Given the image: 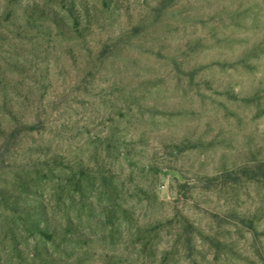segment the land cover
Listing matches in <instances>:
<instances>
[{
    "label": "rangeland",
    "instance_id": "1",
    "mask_svg": "<svg viewBox=\"0 0 264 264\" xmlns=\"http://www.w3.org/2000/svg\"><path fill=\"white\" fill-rule=\"evenodd\" d=\"M17 128L0 264H264V0H0Z\"/></svg>",
    "mask_w": 264,
    "mask_h": 264
},
{
    "label": "trees",
    "instance_id": "2",
    "mask_svg": "<svg viewBox=\"0 0 264 264\" xmlns=\"http://www.w3.org/2000/svg\"><path fill=\"white\" fill-rule=\"evenodd\" d=\"M30 125V124H29ZM34 128V126L31 124L30 129ZM20 133V130L17 129H11L9 132L5 133L6 135L2 136V144L0 145V162L4 160L6 155L9 153V151L12 149V147L15 144V139L17 135ZM242 175L240 176V179L244 177L248 181H260L264 180V160H256L253 165L251 166H244L242 167L241 170ZM234 181H238L235 178H233ZM1 201V199H0ZM13 210V209H12ZM217 215V214H215ZM23 223L28 225V227L33 228L36 230L39 234L45 237H51V234L48 232L47 227L42 226L40 221L37 220H32V222L28 223L27 222V217L21 218ZM240 221L244 223V221L247 219V225H248V230L251 231L254 235L258 234L259 232L256 229L255 226V220L252 217L249 216H240ZM246 222V221H245ZM192 224L191 223H186L183 227L184 233H185V246L190 248L192 247V230L191 228ZM214 242V241H213ZM221 242L218 240L216 242L217 247L221 246ZM192 264H197V261L192 258Z\"/></svg>",
    "mask_w": 264,
    "mask_h": 264
}]
</instances>
